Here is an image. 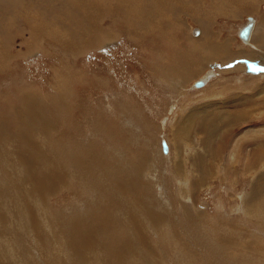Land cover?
Masks as SVG:
<instances>
[{
    "label": "rangeland",
    "instance_id": "rangeland-1",
    "mask_svg": "<svg viewBox=\"0 0 264 264\" xmlns=\"http://www.w3.org/2000/svg\"><path fill=\"white\" fill-rule=\"evenodd\" d=\"M252 64L264 0H0V264H264Z\"/></svg>",
    "mask_w": 264,
    "mask_h": 264
},
{
    "label": "water",
    "instance_id": "water-1",
    "mask_svg": "<svg viewBox=\"0 0 264 264\" xmlns=\"http://www.w3.org/2000/svg\"><path fill=\"white\" fill-rule=\"evenodd\" d=\"M251 19L252 18H250V20ZM252 28H253V23L252 22L247 23L240 31V37L243 39H248ZM202 84L203 82H200L198 85H202ZM165 148H166V145H165Z\"/></svg>",
    "mask_w": 264,
    "mask_h": 264
},
{
    "label": "bare ground",
    "instance_id": "bare-ground-1",
    "mask_svg": "<svg viewBox=\"0 0 264 264\" xmlns=\"http://www.w3.org/2000/svg\"><path fill=\"white\" fill-rule=\"evenodd\" d=\"M250 18H252L251 20H250ZM249 22H252L253 23V28H254V24H255V19H254V17H249ZM248 22V23H249ZM253 28H252V30H251V33H253L252 31H253ZM241 31V30H240ZM196 33V32H195ZM250 33V34H251ZM243 39V38H242ZM244 40H249V39H244ZM215 43V42H214ZM220 44V43H219ZM261 46V45H260ZM226 49V48H225ZM228 50V49H227ZM217 52V51H216ZM222 54V53H221ZM212 60V59H211ZM201 85H197V87H200ZM237 113V112H236ZM237 116V115H236ZM243 117V116H242ZM246 117V116H245ZM226 144V143H225ZM118 254V253H117Z\"/></svg>",
    "mask_w": 264,
    "mask_h": 264
}]
</instances>
